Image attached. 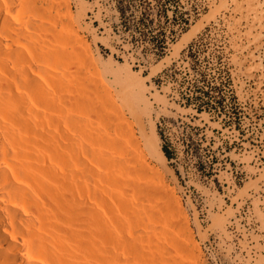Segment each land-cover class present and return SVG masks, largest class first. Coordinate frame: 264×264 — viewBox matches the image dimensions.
I'll use <instances>...</instances> for the list:
<instances>
[{
  "label": "rangeland",
  "instance_id": "rangeland-1",
  "mask_svg": "<svg viewBox=\"0 0 264 264\" xmlns=\"http://www.w3.org/2000/svg\"><path fill=\"white\" fill-rule=\"evenodd\" d=\"M62 1L67 7L59 20L78 35L92 60L89 64L86 55L90 71L84 63L80 66L88 73H83L92 74L100 100L115 105L134 122L151 168L142 182L159 192L144 204L136 200L137 206V195L119 189L128 203L122 193L119 200L130 207L127 211L116 200L114 186L99 185L106 191L98 193V208L112 218L102 213V222L116 219L105 225L107 229L101 223L108 237L132 239L134 249L127 255L137 264H173L171 259L174 264H264V0H169L167 15L184 12L189 25L158 61L143 56L142 48L127 52L129 43L122 44L123 51L116 47L122 43L113 33L118 23L116 0ZM140 4L135 0L136 15ZM150 8L155 17L159 7L153 2ZM198 23L194 34L175 49ZM198 38L204 60L199 69L217 81L229 77L225 96L228 102L237 97L239 118L232 127L211 121L213 116L206 112L182 107L176 102L180 94L175 83L158 78L173 63L185 70L189 62L182 52ZM158 79L163 81L160 85ZM160 131L175 152L174 167L160 152ZM152 233L170 247V256L167 250L161 252L165 245L161 250Z\"/></svg>",
  "mask_w": 264,
  "mask_h": 264
},
{
  "label": "bare ground",
  "instance_id": "bare-ground-1",
  "mask_svg": "<svg viewBox=\"0 0 264 264\" xmlns=\"http://www.w3.org/2000/svg\"><path fill=\"white\" fill-rule=\"evenodd\" d=\"M64 3L0 0V264H137L134 241L105 232L116 219L105 223L98 193L108 184L144 204L157 194L142 182L151 168L134 122L100 100L78 35L59 20Z\"/></svg>",
  "mask_w": 264,
  "mask_h": 264
},
{
  "label": "trees",
  "instance_id": "trees-1",
  "mask_svg": "<svg viewBox=\"0 0 264 264\" xmlns=\"http://www.w3.org/2000/svg\"><path fill=\"white\" fill-rule=\"evenodd\" d=\"M139 1L142 9L136 15L133 9L135 0H116L118 23L113 26V33L122 40V43L117 44L116 47L123 51L122 44L129 43L131 48L127 52H131L135 48H142L143 56L151 55L158 61L166 55L169 45L174 43L178 36L187 29L189 18L184 12L176 11H173L170 18L167 15L169 0ZM153 2L156 7H159L155 17H152L149 11ZM165 25L169 27L167 28ZM199 39L192 40L182 52L189 62V66L185 70L177 69L176 64L173 63L160 72L158 78L164 76L166 81L175 83L173 88H177L180 94V99L176 102L182 107L192 108L197 114L206 112L213 116L211 121L220 120L223 127H232L234 124H238L237 97L229 98L231 100L228 102V98L225 96V89H229L231 85L229 77L217 81L213 76H209L199 69L204 61L201 59L202 43ZM114 57L122 60L117 54H114ZM178 75H182L181 79ZM156 82L160 85L163 81L158 79ZM228 104L230 109L226 110ZM159 135L162 140V152L170 165L174 167L175 152L161 131ZM229 150L230 148L227 149V151ZM175 172L178 174L177 170Z\"/></svg>",
  "mask_w": 264,
  "mask_h": 264
}]
</instances>
